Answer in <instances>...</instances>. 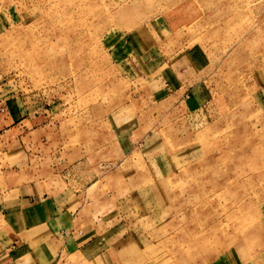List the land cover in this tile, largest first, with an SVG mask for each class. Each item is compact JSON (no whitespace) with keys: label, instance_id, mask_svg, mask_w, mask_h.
<instances>
[{"label":"rangeland","instance_id":"1","mask_svg":"<svg viewBox=\"0 0 264 264\" xmlns=\"http://www.w3.org/2000/svg\"><path fill=\"white\" fill-rule=\"evenodd\" d=\"M137 34L191 60L197 113L155 97L167 69L116 61ZM2 109L23 127L0 132V185L120 201L122 264L264 256V0H0Z\"/></svg>","mask_w":264,"mask_h":264},{"label":"crops","instance_id":"2","mask_svg":"<svg viewBox=\"0 0 264 264\" xmlns=\"http://www.w3.org/2000/svg\"><path fill=\"white\" fill-rule=\"evenodd\" d=\"M143 38L137 34L116 41L112 55L116 61L127 60L133 70L142 68L145 74L155 68L167 69L161 77V92L155 97L172 107L181 102L185 115L197 113L196 74L189 65L191 60L181 56L172 62L162 50L160 53L152 47L148 49L144 43L145 50L141 51L136 43ZM9 111L4 109L0 113V132L15 124L21 126L20 119L13 120ZM129 143L137 149L136 143ZM141 146L148 147L147 143ZM175 159L164 156L153 161L148 158V162L156 166L157 175L163 178L169 176ZM119 177L114 173L111 180ZM88 195L89 192L78 194L68 190L64 194H41L35 186L26 188L23 184L12 189L0 185V264H122L126 257L118 253L122 241L121 202L112 200L110 206L99 210L96 200L84 199ZM110 195H114L113 191ZM101 196L98 191L94 194L95 198ZM222 259L220 264H264V256ZM128 261L133 264L130 257Z\"/></svg>","mask_w":264,"mask_h":264}]
</instances>
